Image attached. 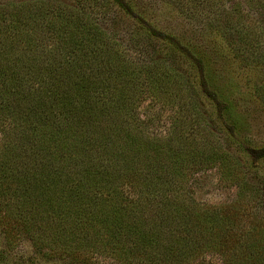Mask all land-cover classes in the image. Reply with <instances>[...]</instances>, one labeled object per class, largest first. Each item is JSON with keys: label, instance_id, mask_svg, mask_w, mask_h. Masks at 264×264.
Instances as JSON below:
<instances>
[{"label": "trees", "instance_id": "16d2710c", "mask_svg": "<svg viewBox=\"0 0 264 264\" xmlns=\"http://www.w3.org/2000/svg\"><path fill=\"white\" fill-rule=\"evenodd\" d=\"M113 1L204 75L197 52L154 27L128 0ZM45 15L39 29L54 37L52 43L38 30L27 34L29 22ZM149 48L133 37L124 46L84 7L1 10L0 116L14 125L0 192L23 200L18 225L30 239L41 247L52 240L49 252L72 264H264V215L254 212L264 213V194L245 196L240 191L251 188L234 181V199L201 203L189 185L214 167H137L134 137L112 138L113 124L122 132L124 122L104 97L116 91L129 108L144 93L140 86L164 91L170 82L165 68L155 70ZM31 123L59 133L46 136L36 127L24 134ZM215 168L221 176L233 173L232 167Z\"/></svg>", "mask_w": 264, "mask_h": 264}, {"label": "rangeland", "instance_id": "374dc122", "mask_svg": "<svg viewBox=\"0 0 264 264\" xmlns=\"http://www.w3.org/2000/svg\"><path fill=\"white\" fill-rule=\"evenodd\" d=\"M128 1L154 27L175 35L197 52L206 64L204 75L182 54L148 34L113 0H82L81 4L79 0H0V11L14 6L38 8L48 4L77 10L84 7L97 26L124 46L130 37L149 45V57L159 64L155 70L165 68L170 82L164 91L153 85L140 86L145 91L136 102L131 100L129 108L118 99L116 91L104 97L111 98L106 104L114 107L124 122L122 132L113 124L112 138L124 139L127 133L134 137L138 142L132 150L139 161L137 167H214L196 174L189 185L201 203L231 201L237 193L235 185L229 186L234 181L245 182L251 188L240 191L245 196L263 195L264 0ZM49 17L33 18L27 34L33 35L38 30L37 35L52 43L49 39L54 37L39 29ZM7 22L5 19L4 23ZM48 50L52 51L50 47ZM131 55L135 57L132 52ZM64 75L72 77L68 72ZM74 77L78 78L77 74ZM12 125L7 117L0 116V166L5 165H2V160H6L4 152L11 150L8 137ZM36 127L46 136L59 130H42L31 123L24 134ZM69 140L72 141L68 137ZM36 141L32 140L34 146L38 144ZM22 147L20 152L28 151L24 141ZM215 167H232L233 173L221 176ZM22 202L0 192V264H72L69 259L49 252L52 240L49 246L41 247L18 225L17 218L25 213ZM254 212L264 215L262 210ZM34 227L32 237H37L39 231Z\"/></svg>", "mask_w": 264, "mask_h": 264}]
</instances>
